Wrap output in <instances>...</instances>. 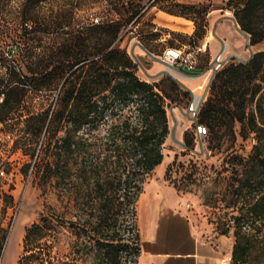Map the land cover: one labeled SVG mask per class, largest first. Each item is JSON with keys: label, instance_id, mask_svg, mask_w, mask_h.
<instances>
[{"label": "trees", "instance_id": "16d2710c", "mask_svg": "<svg viewBox=\"0 0 264 264\" xmlns=\"http://www.w3.org/2000/svg\"><path fill=\"white\" fill-rule=\"evenodd\" d=\"M32 1L38 0H27ZM225 9L247 35L248 47L264 41V0H227ZM128 12L124 24L105 21L66 33L54 57L40 63H28L0 45V124H23V154L35 159L33 169L45 185L64 188L72 205L67 211L82 214L83 199L89 208L88 219L73 215L69 221L70 259L60 264H80L84 257L89 264H136L140 254L135 224L125 217L134 220L142 184L161 164L170 130L166 96L136 76V65L119 48L122 27L139 10ZM263 82L264 49L217 72L199 113L197 126L205 130L213 131L221 118L228 127L246 126L257 139L246 162L250 174L240 186L253 188V202L234 217L231 264H246L255 233L264 228ZM56 90L52 108L24 107L29 97L47 101ZM250 105L255 111H248ZM64 216L47 207L40 223L26 230L27 255L17 264H51Z\"/></svg>", "mask_w": 264, "mask_h": 264}, {"label": "rangeland", "instance_id": "374dc122", "mask_svg": "<svg viewBox=\"0 0 264 264\" xmlns=\"http://www.w3.org/2000/svg\"><path fill=\"white\" fill-rule=\"evenodd\" d=\"M226 2L38 0L29 3L27 0H0V45L5 50H13L20 58L23 56L28 63H40L54 57L60 38L66 37V33L105 21L121 19V24H124L123 19L130 13L128 11L139 10L138 15L122 27L119 48L125 50L136 65V76L156 84L160 93L166 96L170 130L162 149L163 160L153 170L154 178L141 201L146 203L147 211L148 197L158 189L156 179L161 177L160 182L166 190L188 198L184 206L197 225L204 229L207 238L222 237L230 241L233 247L236 229L234 217L243 204L246 206L253 202L254 192L250 193L253 188L249 190L240 186L250 174L246 162L257 143L256 136L239 123L228 127L221 118L213 131L201 124L206 132L201 135L197 133L199 113L211 97V83L217 73L210 72V65H207L209 57L205 52L197 56L195 68H199V71H182L190 76H199H185L187 80L174 79L164 73L162 65L158 61L148 60L144 52L148 50L160 56L168 48L201 46L206 41L205 36L211 34L212 20L219 22L226 15ZM167 12L187 17L184 19L190 22H182V27L190 26L192 32L188 34L187 30L161 26V18L166 17ZM249 49L252 52L264 49V41ZM226 53L227 48L222 69L232 63H243L236 56L226 57ZM153 67L158 69L152 70ZM262 85L264 87V82ZM57 91L51 92L49 99L43 102L42 99L29 97L24 107L31 111L41 109L43 105L52 108ZM195 96L200 98V104L197 117L193 120L188 116L187 107ZM252 110L255 111L254 105L248 107L249 112ZM22 130L23 124L18 122L0 124V264H17L21 257L27 255L24 254L25 232L32 225L40 223L48 206L65 215L60 221L63 226L59 228L58 241L50 251L51 264H60L70 259V234L66 230L69 221L75 218L73 215L88 219L89 208L86 199H83L80 201L82 214L66 210L67 205H72L68 203L65 190H62L64 188L54 189L45 185L33 169L35 159L31 160L29 155L23 154L21 143L27 135ZM153 172L145 178L141 192ZM137 213L139 227L143 230L145 214L140 218L139 203L135 205L134 220L130 215L128 218V214L125 219L135 224L138 233ZM248 230L247 226L242 228L244 232ZM255 235L246 264H264V228L256 231ZM83 259L80 264H89L86 257ZM228 262L231 264V257Z\"/></svg>", "mask_w": 264, "mask_h": 264}, {"label": "crops", "instance_id": "0c3cea01", "mask_svg": "<svg viewBox=\"0 0 264 264\" xmlns=\"http://www.w3.org/2000/svg\"><path fill=\"white\" fill-rule=\"evenodd\" d=\"M225 13L221 21L212 20L211 34L205 36L204 52L209 57L207 65H210L224 48H227L226 57L233 55L242 62H246L251 56L247 35L239 31L231 12ZM182 22L190 21L167 14L161 18L160 25L187 30L190 34L192 27L183 28ZM197 71L199 68H195L193 72ZM153 178L154 172L140 193L137 205ZM160 178L156 179L158 189L148 197L143 230L139 227L137 213L140 254L136 264H229L233 248L230 241L223 240L222 237L207 238L204 229L197 225L192 214L184 206L188 198L184 199V196L166 190Z\"/></svg>", "mask_w": 264, "mask_h": 264}, {"label": "built area", "instance_id": "2783aa9c", "mask_svg": "<svg viewBox=\"0 0 264 264\" xmlns=\"http://www.w3.org/2000/svg\"><path fill=\"white\" fill-rule=\"evenodd\" d=\"M205 51V43L201 46L197 47H190V48H168L163 51L160 56H156L152 52L148 50H144L145 55L148 60L150 61H158L162 67L163 72L168 74L174 79H179L175 73L184 75L186 77H199V76H190L182 71L193 72L195 70L197 64V56L201 52ZM225 52V48L221 50V52L213 59L210 64L209 70L210 72L216 73L220 71L223 67V54ZM200 104V98L196 100V96L194 99L189 103L187 107L188 116L191 119H195L198 114ZM206 130L201 127L197 126V133L202 134L205 133Z\"/></svg>", "mask_w": 264, "mask_h": 264}, {"label": "bare ground", "instance_id": "6f19581e", "mask_svg": "<svg viewBox=\"0 0 264 264\" xmlns=\"http://www.w3.org/2000/svg\"><path fill=\"white\" fill-rule=\"evenodd\" d=\"M225 53V52H224ZM224 55V54H223ZM179 79L181 80H187V78L181 74H178V73H175ZM189 79V78H188ZM199 97H196V100L198 99ZM146 213V203L144 201H141L139 202V216L141 218L142 215H144Z\"/></svg>", "mask_w": 264, "mask_h": 264}]
</instances>
